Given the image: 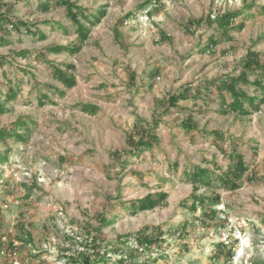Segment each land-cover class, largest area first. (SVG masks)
<instances>
[{
	"label": "rangeland",
	"instance_id": "1",
	"mask_svg": "<svg viewBox=\"0 0 264 264\" xmlns=\"http://www.w3.org/2000/svg\"><path fill=\"white\" fill-rule=\"evenodd\" d=\"M39 1L2 0L13 20L37 24L47 38L8 27V42L0 47V55L7 56L0 66V99L11 86L20 88L18 97L7 102L9 111L0 114V129L20 118L32 127L26 142L10 140L8 161L0 162V264H82V253L94 254L91 239L98 234L112 241L146 225L170 231L186 221L189 236L170 237L158 264H225L228 252H233L231 264H264V105L244 117L222 115L215 87L195 98L209 81L239 74L250 48L264 60V0H248L255 5L228 31L233 39L208 21L199 26L188 21L242 9L244 0H159L144 11L138 8L145 0H74L90 12L108 2L107 14L81 52L46 57L40 52L72 44L77 33L65 7L43 12ZM130 11L136 17L117 32L118 21ZM54 21L67 31L53 27ZM162 31L170 41H158ZM209 38L219 39L210 52L205 50ZM21 49L31 50V56H18ZM51 62L76 66L77 84L64 96L56 91L64 86ZM186 91L192 97L165 110L170 94ZM42 93L53 101L41 105ZM82 103L100 110L85 113ZM190 114L197 130L183 126ZM137 124L154 126L160 139L135 154L127 137ZM214 129L223 131L225 140L205 135ZM233 141L259 179H245L235 191L219 189L220 204L194 212L189 208L193 182L186 171L202 165L219 173L215 164L227 170ZM6 149L0 140V151ZM162 189L169 192L165 205L130 213L132 199ZM202 193L212 190L201 188ZM104 215L114 222L103 225ZM99 226L101 232L93 229ZM112 258L117 257L107 255L97 264H115Z\"/></svg>",
	"mask_w": 264,
	"mask_h": 264
},
{
	"label": "trees",
	"instance_id": "2",
	"mask_svg": "<svg viewBox=\"0 0 264 264\" xmlns=\"http://www.w3.org/2000/svg\"><path fill=\"white\" fill-rule=\"evenodd\" d=\"M159 0H145L139 4V10H146L149 6H154ZM244 7L242 9H229L223 13L209 14L206 17L192 18L188 21V25H201L204 21H208L210 25L215 26L218 30L222 31L226 36L230 28L237 26L236 20L242 14L251 11L255 2H249L244 0ZM2 0H0V47H2L8 38L7 32L12 29L20 32L22 27H25L26 32L31 33L32 36H38L41 39L47 38V33L41 28L37 27V24L31 25V23L22 19L13 20L8 10L4 8ZM108 2L103 4L96 12H90L86 6L80 5L74 0H40L38 8L43 12H49L55 7H65L68 18L76 26L77 39L69 45L57 44L52 45L40 52L43 57H46L47 53H63L66 52L70 55H76L83 49L85 43L90 37V34L95 26H97L102 19L106 16L108 11ZM261 11H264V6L261 7ZM135 18V11L128 12L118 21V27L116 31L119 32V25L125 24L130 18ZM49 22V21H48ZM52 21H50L51 23ZM58 24L61 28L67 31V27L61 22H53V27ZM240 25V24H239ZM244 25L241 23L240 28ZM8 27L12 28L9 29ZM35 28V30H34ZM229 39H233L231 35L227 36ZM171 36L165 32H161L158 41L160 43L170 41ZM219 43L217 38H209V43L205 47V50L209 52ZM224 52H227L225 50ZM18 56L27 58L31 56L32 52L29 49H21L16 52ZM7 61L6 55H0V66L2 67ZM242 68L239 74H230L221 78H217L213 81H209L205 88H198L195 94L196 97L202 96L204 89L209 92L213 87L220 96V110L222 115H228L230 113L238 114L239 116H248L253 112L262 111L264 105V60L261 59L259 52L253 48H250L247 55L243 59ZM53 67V74L55 79L60 81L64 88L56 87V91L61 96L66 94L67 89L73 88L77 84V79L73 74L76 66L73 63H64L62 66L56 65L51 62ZM249 89L253 90V94ZM20 88H14L11 86L5 95V100L0 99V114H4L9 111L7 102L14 100L18 97ZM192 97L189 91L172 93L167 99L168 104L166 111H169L172 107L178 106L181 100H188ZM229 98V99H228ZM51 100L47 93L40 95L39 103L45 105ZM81 110L85 113L96 114L100 107L94 103H82ZM141 119V118H140ZM140 121V120H138ZM183 126L188 131L198 129V124L193 115H188L183 120ZM134 132L128 134L127 143L131 146L132 153H140L143 149H151L155 144L159 142V135L156 132L154 126H139ZM32 133V127L29 122L20 118L9 127L0 129V140L7 145V149L4 152L0 151V162H7L9 154L12 151L10 146V140H19L26 142ZM205 135L215 136L217 139L225 140V134L221 130H205ZM139 137V138H137ZM221 150L223 146H220ZM116 155H120L119 152H115ZM229 157L233 161L227 170H223L222 167L215 164L216 168L220 171L217 173L215 169L208 166L195 165L192 170H187L186 174L193 182V203L189 206L194 212L199 207L202 209H208L213 205L220 204L221 193L219 189H226L235 191L242 186L245 179L250 182L258 180V174L252 170L249 172V165L245 161L244 153L239 151L238 145L233 141L231 152ZM1 182V174H0ZM37 184V182H36ZM204 188L205 190L211 189L212 193L198 194V191ZM30 193V192H29ZM28 193V194H29ZM169 192L162 189L159 192L148 193L141 198L132 199L130 205L127 206L130 213L135 215L139 212L154 210L157 207L163 206L167 203ZM188 207V206H187ZM207 213V211H206ZM208 214V213H207ZM103 225H109L114 222L113 218L106 217L101 218ZM181 229L164 230L162 226H150L146 225L134 233H127L120 235L116 240L107 241L101 234H98L96 238H92L94 254L82 253V264H97L99 261H106L107 255L117 258L113 259L115 264H158L159 258L163 255L164 244L168 243V239L178 234L182 237L189 236V224L184 222L181 224ZM101 226L93 229L101 232ZM87 232H91L89 228ZM29 235H31L28 232ZM106 241V246H102ZM4 242L0 239V248L3 247ZM13 246V242H10L8 246ZM220 248L224 247V243L219 244ZM101 248H106V252L102 253ZM158 254V255H157ZM227 259L225 264H231L233 261V252L226 253ZM163 257V256H162Z\"/></svg>",
	"mask_w": 264,
	"mask_h": 264
}]
</instances>
